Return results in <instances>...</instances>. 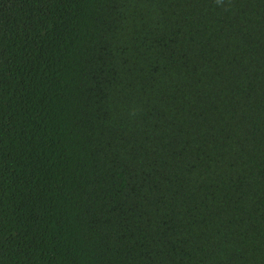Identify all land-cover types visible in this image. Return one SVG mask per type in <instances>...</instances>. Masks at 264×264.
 <instances>
[{
  "label": "trees",
  "instance_id": "16d2710c",
  "mask_svg": "<svg viewBox=\"0 0 264 264\" xmlns=\"http://www.w3.org/2000/svg\"><path fill=\"white\" fill-rule=\"evenodd\" d=\"M0 264H264V0H0Z\"/></svg>",
  "mask_w": 264,
  "mask_h": 264
}]
</instances>
